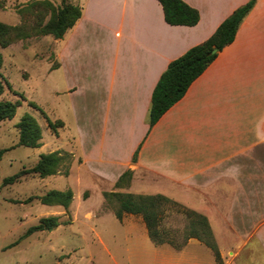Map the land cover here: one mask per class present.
<instances>
[{"label": "crops", "instance_id": "1", "mask_svg": "<svg viewBox=\"0 0 264 264\" xmlns=\"http://www.w3.org/2000/svg\"><path fill=\"white\" fill-rule=\"evenodd\" d=\"M184 1L199 10L197 24L168 23L159 0H83L82 16L57 39L50 71L61 70L75 112L91 119L77 138L92 181L113 186L132 169L134 186L141 173L153 175L142 186L193 202L220 246L218 230L222 264H264V0L150 128L153 90L169 63L249 0ZM196 243L189 264H220L200 240L186 246ZM185 261L178 253L164 264Z\"/></svg>", "mask_w": 264, "mask_h": 264}, {"label": "rangeland", "instance_id": "2", "mask_svg": "<svg viewBox=\"0 0 264 264\" xmlns=\"http://www.w3.org/2000/svg\"><path fill=\"white\" fill-rule=\"evenodd\" d=\"M31 1L0 0V21L10 25L24 22L19 9ZM51 1L57 7L62 5V0ZM68 1L83 6V0ZM58 41L62 43V40ZM56 44L57 39L48 34L0 48L4 58L0 78L8 80L13 88H6L0 99L22 102L12 119L0 121V148L7 149L0 158V264H164L165 256L178 253L185 257V264H189L187 259L197 256V243L180 252L169 244L156 246L141 215L126 213L120 220L114 213L116 201L105 199L104 193L108 191L158 194L151 193L154 189L140 183L154 181L155 176L143 172L133 186V174L128 185L116 187L97 177L92 181L82 167L77 133L83 132L91 119L75 112L74 99L61 70L50 71L58 64ZM26 113L32 114L42 128L40 147L19 144L17 125ZM47 117L64 121L58 134L49 126ZM53 151L70 154L68 175L63 172L65 165L62 172L54 175L42 177L28 173L17 182L3 183L4 178L33 167L42 153ZM67 188L74 191L69 208L44 204L39 199L51 189ZM187 204L188 208H194L193 202ZM49 216L59 218L57 228L27 233L31 226ZM189 220L178 206L169 205L162 225L180 243L188 231ZM217 235L219 247L224 250L218 230ZM201 245L214 258L213 251Z\"/></svg>", "mask_w": 264, "mask_h": 264}, {"label": "trees", "instance_id": "3", "mask_svg": "<svg viewBox=\"0 0 264 264\" xmlns=\"http://www.w3.org/2000/svg\"><path fill=\"white\" fill-rule=\"evenodd\" d=\"M161 3L165 20L173 25H195L200 20V12L184 0H159ZM256 0H249L238 7L217 27L215 32L205 41L189 48L184 54L173 59L161 74L152 94L151 107L149 111L150 128L161 118V116L179 101L187 92L190 85L197 79L205 69L213 62L218 54L236 37L239 26L244 17L254 6ZM24 22L16 25L6 24L0 21V48H5L15 41L27 39L32 36L53 35L61 39L82 16L83 7L68 0H62L61 6H55L51 0H33L19 9ZM49 16V17H48ZM27 19V20H26ZM216 52H212L213 49ZM3 54L0 51V68L3 65ZM1 75V72H0ZM6 88L13 89L10 82L4 77L0 78V97ZM22 98L23 95H21ZM22 104L21 100L0 99V121L12 119ZM32 105L38 106L35 102ZM48 124L54 133L58 134V128L64 126V121L51 120ZM20 130L19 144L33 148L41 146L42 128L38 120L30 113L22 116L18 123ZM7 149L0 148V158ZM138 151L133 160L136 161ZM70 154L61 151L42 153L37 163L29 168L23 169L12 176L4 178V184H12L21 180L28 173L38 174L42 177L62 172L65 175L70 171ZM133 170H126L117 180L116 187H124L133 178ZM108 202L116 201L114 213L120 220L126 213L139 214L147 227L148 235L155 245L169 244L176 249L185 247L191 238H196L207 245L215 254L218 263L223 259L212 227L206 215L197 210L188 208L164 194H135L131 192L108 191L104 193ZM74 191L72 188L66 190L51 189L39 197L42 203L49 205H62L69 208L73 202ZM178 206L189 218V228L182 242H176L162 225L166 206ZM60 224L56 216L44 217L40 223L31 226L27 233L57 228Z\"/></svg>", "mask_w": 264, "mask_h": 264}, {"label": "water", "instance_id": "4", "mask_svg": "<svg viewBox=\"0 0 264 264\" xmlns=\"http://www.w3.org/2000/svg\"><path fill=\"white\" fill-rule=\"evenodd\" d=\"M217 51V49L215 48V49H213V51L212 52H216Z\"/></svg>", "mask_w": 264, "mask_h": 264}]
</instances>
